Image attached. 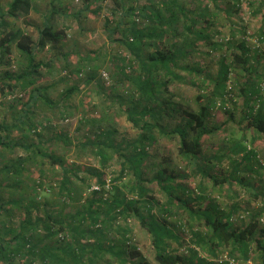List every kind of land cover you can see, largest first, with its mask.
I'll return each instance as SVG.
<instances>
[{
    "label": "trees",
    "instance_id": "trees-1",
    "mask_svg": "<svg viewBox=\"0 0 264 264\" xmlns=\"http://www.w3.org/2000/svg\"><path fill=\"white\" fill-rule=\"evenodd\" d=\"M110 1L116 6V9L112 11V14L117 12L115 24L114 27H110L107 20L104 30L110 41L117 45H123L125 48V53H116L112 56L111 66L114 73L111 74L117 83L126 85L131 92L125 95L126 91H124L117 97L106 95V98L118 104L117 113L125 116L132 128L137 130V134L131 141L128 140L124 143L123 136L121 141H116L117 129L110 124L102 126L107 122L105 119L114 117L112 112L107 114L108 110L103 114L102 111L99 112L100 116L98 117L84 119L85 123H101L95 131V138L93 140L87 138L84 142L76 141L62 131H51L46 136H42L40 131H37V125L28 123L27 128L33 131L36 140L15 142L14 138H10L9 142L5 143V138L13 129H24L32 109L27 104L24 105V109H28L24 111L22 117L18 115L15 118V123L10 125L5 122L0 123V147L6 149L7 152L11 148L9 153H13L14 148L18 147L30 153L23 159L9 162L3 166V172H6L9 179L21 174L25 162L35 161L40 157L41 164L58 165L61 169L58 189L61 194L66 195V200L72 203L77 195L80 198L79 201H82L70 205L72 210L68 214L62 212L53 214L44 211L40 216L34 213L38 209V202L30 201L26 205H21L17 199L8 200L7 203H11V208L23 209V217L20 219L16 231L5 229L2 224L0 229V264H111L105 255L111 256L118 264H127V259L131 260L132 264H147L145 261H141V256L135 247L126 244L130 239L124 236L121 239L110 237L111 230L123 231L124 234H127L128 230L118 222L133 216L138 221V225L144 228L151 238L155 264H232L237 260L247 261L252 243L255 246V253L258 254V263L264 264V223H262L264 204L261 205L263 208L261 207L249 216L248 222L237 227L233 225V217L238 205L230 206L228 210L222 211L216 200H209L205 207H195L198 204L197 199L191 198L190 193L187 196L177 193L179 188L185 192L186 188L182 184L167 183L174 180L176 175L173 173L158 179V183L166 193L164 205H160L154 200L151 202L150 200L128 199L116 185H112V190L108 193L104 189L105 180L98 172L91 171L87 173L97 178L96 184L101 188L96 187L97 189L90 190L84 200H82V193L78 194L79 191L81 192L78 189L80 186L74 185L72 178L78 180L82 185L85 183V177L79 176L80 166L75 163H65L64 159L56 154L53 147L92 146L91 150L98 156L102 165H105L112 157H119L122 160L121 170L113 182H119L122 174L132 171L136 180L130 185V191L133 192L134 189H137L135 194L142 198L145 195V189L138 184L142 176L140 166L147 157L149 146L157 143L159 136L171 140L172 137L177 136V154L188 163H192L194 174L197 173L210 179L214 185L218 186L224 183L231 184L233 181L242 187L248 186L249 181L244 177L235 176L239 172L240 163L231 159V155L243 153L242 161L246 162V168L250 170L251 164H259L256 160V152L253 149H247L244 145L246 131L239 139H227V146L221 147L220 153L211 157L217 160L228 159L231 161L233 175L219 178L210 174L207 162H205H209L210 158H207L203 152L207 139L212 136L215 130L209 127L207 122L217 100H220L218 105L226 111L228 120L233 117L228 110L229 106L226 107L233 103V97H227V93H233V91L227 92L226 82L234 68L241 67L243 74L247 73L244 77L246 81L239 89L243 95L245 110L241 118L248 120L247 128L249 127L256 134L250 138L251 141H254L256 136H260L259 138L264 144V105L260 103L255 112L253 105L255 103L253 96L261 91V86L260 83L257 86L254 82L250 83L249 81V76H252L254 72L249 65L245 43H238L239 52L233 54L230 64H227L226 59L222 58L218 72L214 77H211L208 69H204L198 61L193 63L186 61L187 58L194 60L197 47L211 44V34L206 30V27L195 29L186 23L189 20L194 25L195 19L199 18L209 24L207 5L201 3V9L190 10L182 0ZM126 1L129 3L127 4ZM193 1L195 3L198 0ZM200 1L202 2V0ZM259 5L260 8L256 11L262 15V27L258 31V35L259 40L264 41V0H260ZM32 10L30 0H12L5 12L1 14V18L7 16L17 19L28 16ZM49 15L48 11L41 14L43 24L37 30L36 39L19 28H12V31L1 33L0 66L4 56L10 53L12 46L17 53L18 64L20 61L22 63L18 73L5 72L4 74V78H8L10 83L14 82L13 85H7L10 91L15 89L16 85H20L22 90L35 85L40 68L49 67L41 61H35L36 53L46 47L57 49L61 44L64 32L56 29L48 21ZM6 24L5 20H1L0 29L6 28L4 26ZM169 35L180 36L181 41L162 49L161 41ZM211 47L214 50L217 49L216 44H211ZM96 56L94 54V57ZM87 60L89 59L87 58ZM89 78L94 79L95 73L90 74ZM196 79L201 84V87L197 85V88L204 91L208 85H213L212 90H206L203 95L198 96V100L201 101H198L197 110H181L174 101V94L169 90V87L176 83L195 86ZM3 86L4 84L0 83V93ZM82 87L69 85L62 91L59 101L62 111H65V102L74 93L80 92ZM36 90L40 94L41 90L38 87L32 88L30 92ZM34 98H36L35 95L30 94V99L35 101ZM44 102L46 105L52 103L46 96H44ZM109 108L107 107V109ZM176 110L182 113L180 123L171 130H167L169 127L165 126V121L173 117ZM3 132H7V134L2 136ZM44 159L48 160V163L44 162ZM44 179L46 178H40L35 184L40 188L51 190V186L46 187ZM19 181L16 186L21 184ZM198 188L203 189L200 185ZM254 194L255 197H261L264 201L263 192L258 191ZM197 198L204 199V197ZM152 203L158 206L159 213L162 215L170 214V207L173 206L186 213L191 238L190 245L185 248L184 252L173 250L168 240L175 241L180 245V237L176 235L174 228H181L185 226V223L158 220L151 214ZM2 209L4 208L0 200V211ZM241 211L243 216L249 215L247 210L241 209ZM6 212L7 215H10L9 210ZM194 221H201L202 229L192 231ZM28 230H36L41 234L31 238L27 235ZM2 231L11 235L12 240L6 239V234H1ZM199 249L206 251L212 259H219L220 252L222 254V250H228L226 255L229 259L219 260L218 263L208 261V257L200 255Z\"/></svg>",
    "mask_w": 264,
    "mask_h": 264
},
{
    "label": "rangeland",
    "instance_id": "rangeland-1",
    "mask_svg": "<svg viewBox=\"0 0 264 264\" xmlns=\"http://www.w3.org/2000/svg\"><path fill=\"white\" fill-rule=\"evenodd\" d=\"M182 1L190 10L201 9V3L207 5L209 24L199 18H194V25L189 20L186 23L195 29L206 27V30L211 34V44L217 45L216 50L211 47V44L197 47L193 57L194 60L187 58L186 61H190V63L198 61L204 69H208L210 76L214 77L218 72L222 58H225L226 63L230 64L233 54L239 52L238 43H245L249 65L254 72L252 76H249V81L250 83L254 82L257 86L259 83L261 85V91L253 96L255 102H253L254 112L257 111L260 103L264 105V41H260L258 35V31L262 27V15L256 11L260 8V0H202V2L198 0L195 3H193V0ZM11 2L12 0H0V21L5 20L7 22L4 25L6 28L0 29V37L1 33H5V31L19 28L31 35L33 39H36L37 30L43 24L41 14L44 11L50 12L48 21L56 29L64 32V37L57 49L46 47L36 53L35 61H41L49 67L40 68L35 85L27 87L25 90H22L20 85H16L17 87L12 91L8 89L7 85H13L14 82L11 81L10 83L8 78H4L5 72L18 73L22 63L20 61V64H18V56L13 46L10 53L4 56L3 63L0 66V83L4 84L0 93V123L5 122L8 125L15 123V118L18 115L22 117L24 111L28 109H24L25 104L32 107L29 113L31 116L28 117L27 121L25 120L24 129H13L5 138V143L9 142L10 138H14L15 142L36 140L33 131L27 128L28 123L37 125V131H40L42 136H46L51 131H62L79 142H84L87 138L93 140L95 131L101 123H85L83 121L84 119L89 120L93 116L98 117L100 116L99 112L102 111L103 114L106 110H108V115L111 112L114 113V117L113 119H105L108 123L106 122L102 126L110 124L117 129L116 141H121L123 137L124 143L128 140L131 141L136 136L137 130L132 128L123 114L117 113L118 104L106 98V95L117 97L119 94H123L124 91H126L125 95L131 92L126 85L117 83L111 74L114 73L111 66L112 56L116 53H125L124 46L110 41L104 30L107 20L109 21L108 25L114 27L117 12L112 14V11L116 9V6L110 0H30L33 10L28 16L17 19L4 16L2 19L1 14L5 12ZM126 3L128 4L129 1H126ZM209 25L211 26L209 27ZM180 41V36L173 37L169 35L161 41V48L166 49L175 43H180ZM94 54L97 56L94 57ZM94 73L95 78L90 79L89 75ZM246 75L247 73L243 74V71H241V67L234 68L229 75L226 89L227 92L233 91V93H227V97H233V103L226 107L229 106L228 110L233 117L228 120L226 111L218 105L220 100H217V104L207 122L208 126L215 130L212 136L207 139L203 148L204 155L210 158L209 162L205 161L209 173L219 178L228 177L231 174L233 175L231 161L228 159L217 160L211 157L212 155H218L221 147L227 146V139H239L246 131L244 145L247 149H253L256 152V160L259 164H251L249 170L245 167L246 162L242 161L243 153L231 155V159L240 163L239 172L235 176L244 177L245 180L249 181L246 187H242L234 181L231 184L224 183L218 186L214 185L210 179L197 173L194 174L192 163H188L177 154V136L172 137V140L159 136L157 143L149 146L147 157L140 166L142 176L138 184L145 189V195L142 198L135 194L137 189H134L133 192L130 191V185L136 180L132 171H126L122 174L119 182H113V179L119 176L121 170L120 163L122 160L119 157H112L105 165H102L98 156L91 150L92 146L83 147L79 145L72 148L55 146L53 148L56 150V154L64 159L65 163H75L80 166L79 176L85 177L86 181L82 185L78 180L72 178V183L80 186L78 189L81 192L79 191L78 194L82 193V200L90 193V190L97 189L96 187L101 188L96 184L97 178L87 173L91 171L98 172L101 178L105 180L104 189L108 193L111 192L112 185H116L126 194L128 199L150 200L151 202L154 200L160 205H164L166 193L158 183V179L173 173L176 175L174 180L167 183L182 184L186 188L185 192H182V189L179 188L177 193L186 196L190 193L191 198L197 199L198 204L195 207L203 208L209 200H216L222 211L228 210L230 206L238 205V209L234 214L235 218L233 217V225L240 227L243 223L248 222L251 214L257 212L261 207L263 208L261 205L264 204L263 199L255 197L254 194L258 191L264 193V144L261 142L260 136H256L254 141H251L250 138L256 134L249 127L247 128L248 120L241 118L245 110L243 108V95L239 92V89L245 83L244 77ZM69 85L83 87L80 92L74 93L65 102L66 108L65 111H62L59 105L61 93ZM197 85L201 87L198 80L195 86L176 83L169 87V90L174 94L173 99L178 104V108L186 111L197 110L198 101H201L198 100V96L203 95L206 90L211 91L213 87V85H208V88L203 91L201 88H197ZM35 87L41 90L40 94L38 90L30 92ZM30 94L35 95V101L30 99ZM44 96L50 99L52 103L46 105ZM107 107L110 108L107 109ZM181 114L176 110L174 116L165 121V126L169 127L167 130H171L176 124L180 123ZM6 134L7 132H3L2 136ZM14 149L13 153H9L12 150L11 148L7 152L6 149L0 147V200L4 208L0 211V229L3 224L5 229L16 231L18 223L23 217V209L11 208V203H7L8 200L17 199L21 205H26L30 201L38 202V209L34 213L40 216L44 211L53 214L59 212L68 214L72 210L70 205H75L76 202L80 203L81 200L79 201L80 198L77 195L72 203L66 200V195L61 194L58 189L61 169L58 165L41 164L42 159L40 157L35 161L25 162L21 174L9 179L6 172H3V166L9 162L23 159L30 154L19 147ZM44 162L48 163V160L44 159ZM160 174L163 176H159ZM40 178H46L47 180L44 179L46 187L51 186L52 189L38 187L35 183ZM17 181L21 182L19 186H16ZM198 185L203 189L200 190ZM197 197H204V199L199 200ZM152 205L151 214L156 216L158 220L185 223V226L181 228H174L176 235L180 237V245L175 241L168 240L173 250L184 252L185 248L190 245L191 238L186 213L180 211V209L177 210L173 206L170 207V214L166 215L164 213L165 215H162L159 213L158 206L154 203ZM241 209L247 210L249 215L243 216ZM8 210L10 215H7L6 211ZM118 224L128 230L127 234H124L123 231L111 230L110 237L121 239L124 236L130 239L127 240L126 244L137 249L141 261H145L147 264H155L151 238L146 230L138 225L135 217H129L125 221L121 219ZM193 225L192 231L202 229L201 221H194ZM3 234H6V239L12 240L11 235L7 232L4 231ZM40 234L41 232L36 230H28L27 232V235L31 238H35ZM250 249L249 260H237L232 264H259L258 254L254 250V243H252ZM227 251L222 250L223 253L220 252L219 259H212L206 251L198 250L200 255L208 257V261H214L215 263H218L219 260H228ZM105 257L108 258L107 260L111 264H118L111 256L105 255ZM127 262V264H132L129 259H127Z\"/></svg>",
    "mask_w": 264,
    "mask_h": 264
},
{
    "label": "built area",
    "instance_id": "built-area-1",
    "mask_svg": "<svg viewBox=\"0 0 264 264\" xmlns=\"http://www.w3.org/2000/svg\"><path fill=\"white\" fill-rule=\"evenodd\" d=\"M261 86V85H260ZM262 223H264V220H262Z\"/></svg>",
    "mask_w": 264,
    "mask_h": 264
}]
</instances>
